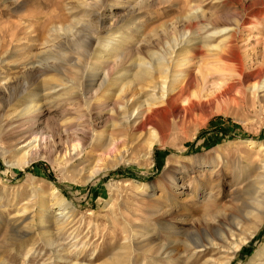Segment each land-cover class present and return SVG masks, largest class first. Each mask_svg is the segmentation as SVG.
<instances>
[{
	"label": "rangeland",
	"instance_id": "rangeland-1",
	"mask_svg": "<svg viewBox=\"0 0 264 264\" xmlns=\"http://www.w3.org/2000/svg\"><path fill=\"white\" fill-rule=\"evenodd\" d=\"M241 21L242 38L264 33V0H0V264H264V223L248 235L264 201V103L232 94L171 119L151 156L150 130H128L114 107L141 83L136 60L167 59L186 30ZM188 50L217 82L218 55ZM247 52L261 84L264 48ZM34 101L38 116L23 114ZM36 135L55 143L17 165ZM73 145L72 162L52 160Z\"/></svg>",
	"mask_w": 264,
	"mask_h": 264
},
{
	"label": "bare ground",
	"instance_id": "bare-ground-1",
	"mask_svg": "<svg viewBox=\"0 0 264 264\" xmlns=\"http://www.w3.org/2000/svg\"><path fill=\"white\" fill-rule=\"evenodd\" d=\"M192 10L193 15L197 17L199 7L194 6ZM243 24L241 21L232 29L203 25L199 29L200 33L186 30L182 34L181 31L182 39L180 41L174 40L175 44L172 46L167 59L164 58L167 56L156 55L157 61H154V59L145 60L144 58L136 60L138 72L135 76L138 77L141 83L137 88H133L132 84L124 85L116 96L114 107H116L121 117L122 125L128 130H132L134 127L140 131L150 130L152 140L148 146V156L153 153L156 132L158 133V130L160 131L171 119L194 120L206 112L208 108L228 105L233 100L234 94L243 96V93L245 95L246 92H249L251 93L249 94L250 99H256L261 101L262 104L264 103V80L261 84L259 82L261 74L255 71L248 72L250 68L252 69L253 63L258 60L253 57L250 58L251 56L247 52L249 46L264 48V33L254 34L251 32L245 38H242L244 35ZM238 31L242 34L240 39L237 38ZM218 38L219 41L212 44L211 41ZM196 45L218 55L217 63L215 62L214 67L211 68L218 81L211 85L208 83L210 80V77H208L209 72L204 70L205 67L203 68V66V69L198 68L196 57L191 55L190 50H188ZM106 47L111 49L112 44ZM259 65L260 63L257 64L256 68ZM196 76L200 78L198 80H201L200 86L196 85ZM94 83L95 81L92 84L94 85ZM194 85L197 87L196 89H194ZM209 93L214 94L210 101L204 106L199 104L201 99ZM38 111V103L34 101L22 113L33 117L38 116L36 115ZM44 140L47 144H50L51 141H53V144L55 143L54 139L43 135L25 139L19 152L27 151L21 154L16 164L19 166L29 165L32 161L30 156L43 149ZM72 147V151L67 148L64 151L54 149L52 160L58 164L72 162L73 154L71 153L79 154L80 146L73 145ZM128 151V149L125 150L124 154H127ZM263 151L264 147L261 148L260 152ZM261 164L262 169H264V159L261 160ZM98 170L92 171L89 177L92 178ZM172 184L176 185V178L172 180ZM211 193L210 191V197H212ZM54 194H57L55 190L52 195ZM61 202L65 203L63 199H61ZM256 208L259 209V223L252 232H248L250 237L254 236L264 223V201L258 202ZM62 213H57V216L62 215ZM231 236H235L234 233ZM244 239L246 240V237ZM141 241L143 242L145 239H141ZM229 261L226 264H230ZM261 261L259 264H262Z\"/></svg>",
	"mask_w": 264,
	"mask_h": 264
}]
</instances>
